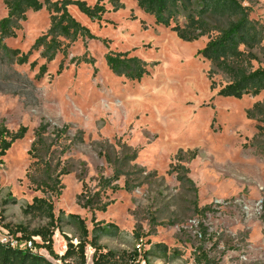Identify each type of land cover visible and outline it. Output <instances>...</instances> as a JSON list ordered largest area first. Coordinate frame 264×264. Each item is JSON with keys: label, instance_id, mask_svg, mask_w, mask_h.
<instances>
[{"label": "rangeland", "instance_id": "374dc122", "mask_svg": "<svg viewBox=\"0 0 264 264\" xmlns=\"http://www.w3.org/2000/svg\"><path fill=\"white\" fill-rule=\"evenodd\" d=\"M81 1L93 6L97 0ZM118 1L123 9L117 12L103 1L107 12L99 22L68 7L96 39L71 43L47 65L41 80L34 79L44 63L39 53L30 57L37 62L30 69L10 63L0 51V124L10 132L27 129L0 163V242L15 244L20 237L6 225L32 230L47 224L23 214L34 197L49 199L55 217L77 215L91 233L92 213L79 202L82 187L96 192L101 178L119 170L122 176L111 184L116 192L102 195L110 202L106 212L94 213L95 222L118 229L100 239L106 251L127 260L139 245V264H197L202 255L218 264H264V137L256 136L257 122L246 118L264 93L241 100L217 96L226 80L214 74L211 91V65L197 54L206 37L183 42L143 14L134 0ZM243 6L251 7L250 19L264 25V0ZM5 16L0 0V19ZM49 23L45 9L28 12L16 38L4 44L27 53ZM108 52L139 57L149 74L140 82L113 75L104 61ZM253 53V68H264V50ZM41 124L47 125L44 160L55 173L68 171L60 177L59 195L36 190L26 177L33 161L28 151ZM64 128L65 133H56ZM189 151L196 152L193 159ZM179 164L191 185L177 180L173 169ZM56 225L53 250L62 255L61 235L76 244L77 232L65 220ZM156 244L165 249H152ZM34 251L63 264L44 249ZM92 253L87 247L86 264Z\"/></svg>", "mask_w": 264, "mask_h": 264}, {"label": "trees", "instance_id": "16d2710c", "mask_svg": "<svg viewBox=\"0 0 264 264\" xmlns=\"http://www.w3.org/2000/svg\"><path fill=\"white\" fill-rule=\"evenodd\" d=\"M104 0H97L93 6H89L81 0H3L6 16L0 19V51L10 62L17 65L29 64L30 69L37 66L36 61L29 62L34 53L44 63L38 67L35 80H41L47 73V65L58 54H65V49L79 39H96L88 28L82 26L68 12V7H75L79 13L91 21H101L107 12ZM137 8L145 15L154 19V23L169 29L176 37L192 43L206 37L207 42L197 54L211 65L207 76L210 81V90L216 89L211 81L214 74H221L226 83L220 87L217 96L222 98H234L241 100L243 97H257L264 93V68H253L252 62L257 60L254 50H264V25L250 19L251 7L243 6V3L252 4L255 0H134ZM114 12L123 9L118 0H107ZM45 9L49 14L48 30L36 38L27 51L21 53L17 49H10L4 41L15 39L16 33L21 29V24L26 21L27 13H37ZM179 18L182 22H179ZM108 70L117 77H124L130 81L140 82L149 74V65L137 56H131L128 52H108L104 56ZM62 65H59L57 74H60ZM246 118L257 122V137H264V101L256 102L246 111ZM46 124H41L34 132L35 140L32 142L28 155L33 160L29 166L26 177L31 184L36 185V190L50 192L59 195L60 177L67 175L64 168L59 173L51 167V161L44 160L47 155V146L44 134ZM66 128L56 131L65 133ZM27 129L19 128L10 132L2 123L0 124V163L12 144L24 138ZM190 159L196 156L195 151L187 152ZM182 151L177 154L181 159ZM177 180L192 184L187 178V169L179 164L174 167ZM122 176L119 170H115L110 179L101 178L98 191L90 192L83 185L79 202L82 207L92 213L93 229L88 231L85 221L77 215L69 214L65 218L61 215L55 217L53 203L44 197H34L32 202L23 209V214L30 217H42L47 224L36 229L29 230L23 225L5 228L15 237L18 245L31 243V248L18 246L12 248L8 243H0V264H54L34 250L44 249L48 256L61 263L86 264V248L93 250L91 264H139V255L136 251L128 255L125 260L117 257L112 251H106L100 245V239L114 235L117 227L113 224H103L94 221L95 212H106L110 202H103L102 195L107 190L115 193L117 187L111 186ZM65 220L77 232V243L62 234L65 241V251L62 255L54 253L53 236L58 229L56 223ZM39 238L41 244L34 239ZM152 249H165L161 244H156ZM197 264H218L213 259L202 255Z\"/></svg>", "mask_w": 264, "mask_h": 264}, {"label": "built area", "instance_id": "2783aa9c", "mask_svg": "<svg viewBox=\"0 0 264 264\" xmlns=\"http://www.w3.org/2000/svg\"><path fill=\"white\" fill-rule=\"evenodd\" d=\"M0 243H2V244H9L12 248H15V247H19V248H22V247H27V248H31V244L28 242L27 244H21V245H18L17 243H13V241L12 242H10V241H6V243H3V242H0ZM137 252H140V246L139 245H137ZM139 263H140V261H139ZM141 264H145V261H142V263Z\"/></svg>", "mask_w": 264, "mask_h": 264}]
</instances>
